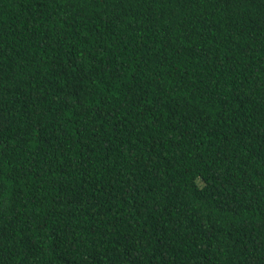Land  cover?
<instances>
[{"label":"trees","instance_id":"trees-1","mask_svg":"<svg viewBox=\"0 0 264 264\" xmlns=\"http://www.w3.org/2000/svg\"><path fill=\"white\" fill-rule=\"evenodd\" d=\"M0 264H264V0H0Z\"/></svg>","mask_w":264,"mask_h":264}]
</instances>
